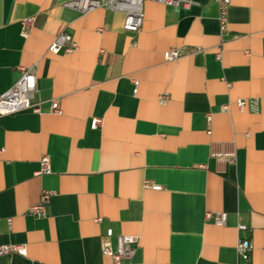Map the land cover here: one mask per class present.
<instances>
[{"label":"crops","instance_id":"obj_1","mask_svg":"<svg viewBox=\"0 0 264 264\" xmlns=\"http://www.w3.org/2000/svg\"><path fill=\"white\" fill-rule=\"evenodd\" d=\"M65 1L0 0V94L33 66L41 102L40 113L0 116V245L26 249L0 264H113L101 253L108 229L113 246L116 235L138 237L121 264H264V0H231L223 34L214 0H144L137 33L123 29L121 11L81 14ZM61 32L78 48L51 52ZM181 46L199 50L164 60ZM248 97L258 112L237 108ZM213 150L235 160L218 163ZM43 156L50 171L37 175ZM42 189L54 194L35 217L28 208ZM241 238L252 244L247 259Z\"/></svg>","mask_w":264,"mask_h":264},{"label":"built area","instance_id":"obj_2","mask_svg":"<svg viewBox=\"0 0 264 264\" xmlns=\"http://www.w3.org/2000/svg\"><path fill=\"white\" fill-rule=\"evenodd\" d=\"M143 1L144 0H68L63 3L64 7H68L78 11L81 14L88 13L97 8H104L112 11H121L124 13L123 29L128 32L137 33L140 30L142 19H143ZM165 5L190 7L195 3L194 0H150ZM217 4L218 13L217 21L219 23L220 34L227 31V11L231 0H214ZM34 21L33 16L25 17L21 20V36L26 37L28 29ZM135 42H133V45ZM78 48V44L73 40L72 36L67 32H61L56 38L50 43L48 49L53 53L64 52L70 53ZM199 48H187L171 47L164 52L165 61L176 60L183 55L190 54L198 51ZM218 59L221 58V52L216 53ZM133 93L137 91L138 82L134 81ZM37 91V82L35 67H23L21 68V74L15 83L5 92L0 94V116L15 113L24 109H31L35 113H40L41 102L34 101V96ZM169 98L168 93H160L157 97L160 104H165ZM235 104L239 110L247 109L251 112L259 111V100L257 97L241 98L235 101ZM230 105L225 104L221 107L222 111H228ZM50 111L55 114H60L61 108L56 99L50 100ZM210 116L208 115V120ZM101 119H92L91 127L97 128L101 125ZM2 149L0 148V152ZM211 157L214 158L218 163H224L226 161L233 162L235 160V152L229 151H217L211 152ZM49 158L43 156L40 159V167L35 174L40 175L49 173ZM144 186L152 189L159 190L161 186L153 183L152 181L145 180ZM54 191L48 189H42L39 200L37 203L30 205L28 213L35 217H45L47 215V207L50 203L51 197ZM206 219L212 220L217 225H224L226 223V213H211L205 214ZM99 221V218L95 219ZM10 222V219L8 220ZM238 228L244 229L243 225H238ZM113 235L111 229H108L104 238L101 241V253L104 256L110 257L113 264H121L123 261L129 260L135 253L138 237L134 235L120 234L116 235V245L113 246L110 237ZM237 254L239 258L247 259L252 244L248 239L241 238L237 242ZM18 253L20 255H26V249L23 245L14 244H1L0 255Z\"/></svg>","mask_w":264,"mask_h":264}]
</instances>
